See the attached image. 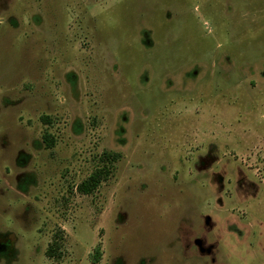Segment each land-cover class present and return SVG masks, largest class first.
<instances>
[{
    "label": "rangeland",
    "instance_id": "374dc122",
    "mask_svg": "<svg viewBox=\"0 0 264 264\" xmlns=\"http://www.w3.org/2000/svg\"><path fill=\"white\" fill-rule=\"evenodd\" d=\"M0 264H264V0H0Z\"/></svg>",
    "mask_w": 264,
    "mask_h": 264
},
{
    "label": "trees",
    "instance_id": "16d2710c",
    "mask_svg": "<svg viewBox=\"0 0 264 264\" xmlns=\"http://www.w3.org/2000/svg\"><path fill=\"white\" fill-rule=\"evenodd\" d=\"M45 140L49 147L53 146V141L51 139L49 140V136H46ZM108 160L113 161L115 160V158H111V156H108ZM108 175H109V171L106 170L105 168L98 170L97 172L93 173L87 181L83 182L79 186L78 188L79 192L84 195L93 194V192L99 187L101 182L107 179ZM47 255L49 258H54L56 255L55 249L53 247H50L47 252ZM99 258H100V252L98 250L95 256V261H98Z\"/></svg>",
    "mask_w": 264,
    "mask_h": 264
}]
</instances>
